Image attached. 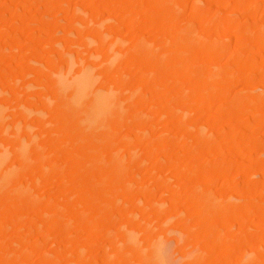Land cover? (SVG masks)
<instances>
[{
    "label": "rangeland",
    "instance_id": "obj_1",
    "mask_svg": "<svg viewBox=\"0 0 264 264\" xmlns=\"http://www.w3.org/2000/svg\"><path fill=\"white\" fill-rule=\"evenodd\" d=\"M0 264H264V0H0Z\"/></svg>",
    "mask_w": 264,
    "mask_h": 264
},
{
    "label": "bare ground",
    "instance_id": "obj_2",
    "mask_svg": "<svg viewBox=\"0 0 264 264\" xmlns=\"http://www.w3.org/2000/svg\"><path fill=\"white\" fill-rule=\"evenodd\" d=\"M89 68V67H88ZM92 69H86L82 72V74L77 79V82L73 88V91L79 96L84 95L91 83L93 82L95 76L93 75ZM107 101L105 94L98 93L94 101L92 102V112H96L99 106L102 103Z\"/></svg>",
    "mask_w": 264,
    "mask_h": 264
}]
</instances>
